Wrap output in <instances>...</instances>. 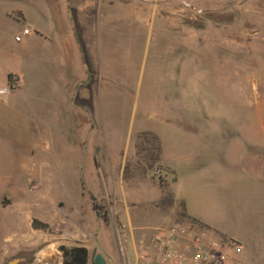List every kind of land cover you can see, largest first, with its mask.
I'll return each mask as SVG.
<instances>
[{
    "label": "rangeland",
    "instance_id": "rangeland-1",
    "mask_svg": "<svg viewBox=\"0 0 264 264\" xmlns=\"http://www.w3.org/2000/svg\"><path fill=\"white\" fill-rule=\"evenodd\" d=\"M140 6L145 12L116 3L82 13L83 62L69 36L57 35L46 1L0 0V88L9 77L21 83L0 96V264L19 253L20 264H43L35 262L43 251L65 262L61 248L76 239L32 220L51 204H87L95 144L107 173L117 177L128 159L119 196L130 226L96 204L106 232L95 228L116 264L113 233L124 230L132 264L134 242L139 252L143 238L186 218L240 243L246 264H264V0ZM142 134L157 139L161 157L140 169L132 155Z\"/></svg>",
    "mask_w": 264,
    "mask_h": 264
},
{
    "label": "crops",
    "instance_id": "crops-1",
    "mask_svg": "<svg viewBox=\"0 0 264 264\" xmlns=\"http://www.w3.org/2000/svg\"><path fill=\"white\" fill-rule=\"evenodd\" d=\"M49 6V10L51 12V17L53 21V25L55 27V31L58 36H69V41L72 40L74 42V47L78 49L80 53V60L84 62V58L86 57L83 52V43L82 37L83 32L81 33L79 26V19H87L91 17V13L94 10L96 5L100 7H104L109 13L110 9L114 8L116 3H122L126 10H129L133 14H138L141 12H145V9L141 6L139 7V0H44ZM141 3V1H140ZM147 2L143 1L141 3L142 6ZM109 10V11H108ZM86 14L82 17L80 16L82 13ZM80 32V35L78 34ZM68 34V35H67ZM1 89V88H0ZM16 92L12 93L14 95ZM11 95L4 97V99H8ZM98 147L96 144L92 147L91 153L94 151L95 155L92 154L90 160V166L85 167L86 169V177H88L89 188L85 186L86 190L89 193V200L84 208L83 205H76L71 208H67L63 202H59L57 204H51V206H47L43 208L39 215V220H32V224L34 221H38L42 225L51 228L57 232L61 233V239L64 241H71L70 237H73L78 242V245L74 248L84 247L89 254V261L92 257L93 251L98 247L104 254L105 257L110 261L111 264H116L113 260L112 252L105 245L106 236L103 233L100 234V231H105L101 226V220L98 219L97 213L94 210V205L99 202L106 203L109 212L114 215V218L118 219L123 228L126 226H130V206L127 203L125 195L123 198L119 196V188L123 192V187L130 181L124 178V168L126 165V161L120 165V170L118 171L117 177L114 174H110L105 172L98 165L99 154L96 151ZM136 157L135 150L132 155V159ZM100 183V184H99ZM86 184V182H84ZM102 186V187H101ZM103 186L107 188L108 191L111 192L109 196H104L102 194ZM101 187V188H99ZM83 196H85L83 192ZM31 211V210H30ZM28 211L23 220H21L22 224H26ZM95 222L97 223L100 231L98 232V228H95ZM46 229V230H47ZM210 229V228H209ZM211 230V229H210ZM44 232V231H43ZM23 235V233L21 234ZM113 237L117 242L116 233H113ZM8 238L12 241L19 240L20 236L16 239L12 236H8ZM43 242L49 240L46 235V231L44 232V236H42ZM41 239V240H42ZM72 239V238H71ZM61 246H65L64 242H60ZM117 246V243H116ZM118 256L120 263L126 264L125 256L119 251L117 246ZM18 256L23 258V263L26 260L25 255L19 253L13 259H16ZM54 258V259H53ZM12 259V260H13ZM11 261V260H10ZM43 261V264H62L63 258L62 254L58 253L57 256H53V254L49 251H43L42 254L38 255V260L36 263H40ZM87 262V264H88ZM7 263V262H6Z\"/></svg>",
    "mask_w": 264,
    "mask_h": 264
},
{
    "label": "built area",
    "instance_id": "built-area-1",
    "mask_svg": "<svg viewBox=\"0 0 264 264\" xmlns=\"http://www.w3.org/2000/svg\"><path fill=\"white\" fill-rule=\"evenodd\" d=\"M25 34H29L28 30ZM20 84L18 78L11 77L8 88L0 89V96L11 95ZM116 243L125 256L129 240L124 230H118ZM134 243L132 264H246L240 243L228 239L215 240L212 231L194 222H180L168 229L155 230L149 239L140 241L139 252ZM129 263L126 260V264Z\"/></svg>",
    "mask_w": 264,
    "mask_h": 264
},
{
    "label": "trees",
    "instance_id": "trees-1",
    "mask_svg": "<svg viewBox=\"0 0 264 264\" xmlns=\"http://www.w3.org/2000/svg\"><path fill=\"white\" fill-rule=\"evenodd\" d=\"M10 79L11 77H9V81ZM148 137H149L148 134H142L140 136V139H142L143 141L142 143H138V145H136V148H135L136 157L138 160L136 162L140 169H142L143 166L152 167L156 162L160 161L161 147L159 143L158 144L156 143L157 141L156 138H153L152 141H149ZM144 141L146 143H144ZM124 178L127 180H130L129 175H128V165L127 164L125 165V168H124ZM94 210L96 212L99 210L97 205H94ZM183 216L187 217L186 215H183ZM101 218L106 223L109 222L106 216H103ZM186 219H187V222H194L198 224L200 227L207 229L208 231H211L208 228V226L202 222L192 220L190 218H186ZM33 223H34V227L40 225L38 224L37 221H34ZM41 227L44 228V230L48 228L42 224H41ZM61 251L63 252L64 258H65V262H63V264H87V262L89 261L88 251L84 247L73 248L71 250H66L64 249V247H62Z\"/></svg>",
    "mask_w": 264,
    "mask_h": 264
},
{
    "label": "water",
    "instance_id": "water-1",
    "mask_svg": "<svg viewBox=\"0 0 264 264\" xmlns=\"http://www.w3.org/2000/svg\"><path fill=\"white\" fill-rule=\"evenodd\" d=\"M109 262L110 261L105 257V254L97 247L93 251L92 257L90 259V262H88V264H108ZM9 264H19V260H14Z\"/></svg>",
    "mask_w": 264,
    "mask_h": 264
},
{
    "label": "flooded vegetation",
    "instance_id": "flooded-vegetation-1",
    "mask_svg": "<svg viewBox=\"0 0 264 264\" xmlns=\"http://www.w3.org/2000/svg\"><path fill=\"white\" fill-rule=\"evenodd\" d=\"M14 260H19V264H20V263H23V261H21V260H23V258H21L20 256H18L16 259H13V260H11V261H8V262L5 263V264H9V263L13 262Z\"/></svg>",
    "mask_w": 264,
    "mask_h": 264
}]
</instances>
